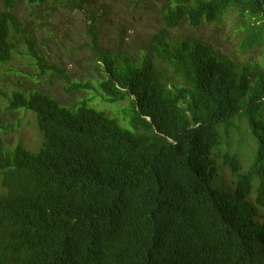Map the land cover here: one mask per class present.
Returning <instances> with one entry per match:
<instances>
[{
  "label": "trees",
  "instance_id": "16d2710c",
  "mask_svg": "<svg viewBox=\"0 0 264 264\" xmlns=\"http://www.w3.org/2000/svg\"><path fill=\"white\" fill-rule=\"evenodd\" d=\"M17 1L0 0V65L23 48L41 74L59 75L23 32ZM54 1L86 14L92 2ZM232 10L238 54L171 36ZM163 19L130 57L109 54L90 17L103 77L66 89L129 100L125 124L90 99L3 94L7 109L36 116L43 140L35 151L0 140V264H264V57H240L264 46V0H172Z\"/></svg>",
  "mask_w": 264,
  "mask_h": 264
},
{
  "label": "rangeland",
  "instance_id": "374dc122",
  "mask_svg": "<svg viewBox=\"0 0 264 264\" xmlns=\"http://www.w3.org/2000/svg\"><path fill=\"white\" fill-rule=\"evenodd\" d=\"M172 0H92L89 11L71 8L68 3L46 0L42 4H30L18 0L16 15L21 20L23 32L36 39L47 60L62 72L52 76L50 71L41 74L33 60L20 48L12 60L0 65V140L5 147L13 148L21 143L35 151L43 136L36 116L30 111L7 109V99L14 90L27 93L41 90L50 93L62 104L73 107L83 100L125 124L123 111L129 100L109 104L94 89L67 90L72 83L90 81L97 85L103 77L99 62L91 50L88 24L93 15L98 19L100 45L111 55L127 54L137 57L147 47L150 37L165 26L163 11ZM237 12L230 11L220 23L203 24L197 28L184 24L171 29V36L200 37L228 54H238L245 33L239 32ZM261 60L264 46L240 56ZM238 124L237 120L234 121ZM240 131L246 134V123L240 122ZM244 153L249 154L244 146ZM243 155V154H242ZM242 159H245L242 156ZM246 160V159H245ZM226 179L229 174H226ZM260 219V218H259Z\"/></svg>",
  "mask_w": 264,
  "mask_h": 264
}]
</instances>
